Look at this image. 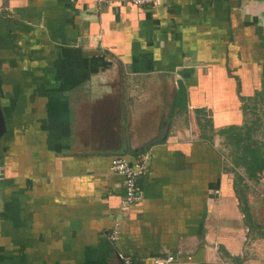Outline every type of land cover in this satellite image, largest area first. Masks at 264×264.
I'll use <instances>...</instances> for the list:
<instances>
[{
  "label": "crops",
  "instance_id": "1",
  "mask_svg": "<svg viewBox=\"0 0 264 264\" xmlns=\"http://www.w3.org/2000/svg\"><path fill=\"white\" fill-rule=\"evenodd\" d=\"M0 93V264H264V0H0Z\"/></svg>",
  "mask_w": 264,
  "mask_h": 264
},
{
  "label": "built area",
  "instance_id": "2",
  "mask_svg": "<svg viewBox=\"0 0 264 264\" xmlns=\"http://www.w3.org/2000/svg\"><path fill=\"white\" fill-rule=\"evenodd\" d=\"M116 0H96L97 6H101L105 3H112ZM120 2H125L129 4H133L136 6H146L155 4L156 0H117ZM147 160H148V152H143L138 156L134 161L128 160L126 157L121 155H116L111 159L110 169L120 174L123 177L124 182V197L121 203V208L124 209L125 207L135 203V201L140 199V193L137 187V180L147 168ZM122 212V211H121ZM122 213L114 217V225L113 230L110 232L108 237L111 240H116L117 238V231L116 226L120 222ZM118 258L121 260L123 264H144L139 263L132 258L125 256L123 254H118ZM174 259L173 255H168L166 257H159L154 259L153 263L151 264H169Z\"/></svg>",
  "mask_w": 264,
  "mask_h": 264
},
{
  "label": "rangeland",
  "instance_id": "3",
  "mask_svg": "<svg viewBox=\"0 0 264 264\" xmlns=\"http://www.w3.org/2000/svg\"><path fill=\"white\" fill-rule=\"evenodd\" d=\"M0 141L2 142V138ZM241 173L245 189L250 191L252 200L257 202L256 216L262 223L264 221V171H241Z\"/></svg>",
  "mask_w": 264,
  "mask_h": 264
},
{
  "label": "water",
  "instance_id": "4",
  "mask_svg": "<svg viewBox=\"0 0 264 264\" xmlns=\"http://www.w3.org/2000/svg\"><path fill=\"white\" fill-rule=\"evenodd\" d=\"M7 98L1 96L0 93V139L4 136L7 130L6 118L3 112V105L6 104Z\"/></svg>",
  "mask_w": 264,
  "mask_h": 264
},
{
  "label": "trees",
  "instance_id": "5",
  "mask_svg": "<svg viewBox=\"0 0 264 264\" xmlns=\"http://www.w3.org/2000/svg\"><path fill=\"white\" fill-rule=\"evenodd\" d=\"M247 162L250 164V163H253L254 161L253 160L252 161L248 160Z\"/></svg>",
  "mask_w": 264,
  "mask_h": 264
}]
</instances>
